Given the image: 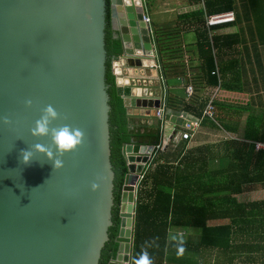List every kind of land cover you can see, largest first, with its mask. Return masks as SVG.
<instances>
[{"label": "water", "instance_id": "obj_1", "mask_svg": "<svg viewBox=\"0 0 264 264\" xmlns=\"http://www.w3.org/2000/svg\"><path fill=\"white\" fill-rule=\"evenodd\" d=\"M146 1L110 0L122 50L117 59L131 70L122 78L113 72L129 118H151L160 108L149 87L135 84L157 69L159 54L156 33L143 21ZM106 6V0H0V264H99L110 240L115 174ZM28 99L31 108H25ZM49 104L61 117L54 127L69 124L86 134L84 145L65 155L55 172L50 162L40 163L42 157L28 166L19 158L22 149L50 142L29 132ZM4 117L11 124H3ZM121 149L128 174L118 249L107 264H131L138 188L156 147L132 141ZM93 182L100 183L96 192Z\"/></svg>", "mask_w": 264, "mask_h": 264}, {"label": "trees", "instance_id": "obj_2", "mask_svg": "<svg viewBox=\"0 0 264 264\" xmlns=\"http://www.w3.org/2000/svg\"><path fill=\"white\" fill-rule=\"evenodd\" d=\"M203 3L208 17L232 11L237 13L232 12L235 16L233 22L213 28L240 26V30L235 34L215 36L213 43L210 42L205 30L197 31L196 56L201 61L199 71L204 78L202 80L198 76L199 84L217 88L221 82L222 87L226 89L240 91V86L236 85L238 83L225 85V79L234 70L237 72V78L242 75L241 73L247 75V64L250 65L252 76L256 75V70L257 74L262 75L258 53L253 55L256 57L255 63L252 62V53L248 48L245 54L247 60L240 61L235 58L224 64L223 56L226 55L225 50L232 51L237 45L247 43V38L253 46L256 45L254 50L264 45V0H242L241 14L237 9L238 0H203ZM106 5V81L109 88V132L111 165L115 174V206L113 226L109 230L110 240L102 252L99 264H107L116 256L118 249L115 238L120 229L119 206L128 174L121 147L132 141L143 145L150 138L151 142L160 146L163 138L162 127L159 124L153 126L154 133H149L148 128L142 133L140 128L134 127L132 122L134 118L127 116L122 100L116 95L114 62L121 56L122 50L112 28L110 0H106ZM157 42L160 55L163 57L168 53V59L163 65L165 78L167 80L187 78V69L175 60L179 57V54H175L177 50L170 46L165 47L163 40V46L159 40ZM240 67L244 72H240ZM234 80L237 81L236 78L232 81ZM181 104L182 102L173 99L168 107L180 110ZM185 110L191 111V108L185 106ZM248 126L244 137L253 144L228 139L217 146L205 145L190 150L186 149L188 143L185 142V147L177 148L170 145L166 151L160 149L157 151L138 188L132 259L146 242L155 240V244L148 249L154 264H202L194 263L195 261L189 259L188 253H202L209 249L218 250L221 254L222 258L218 264H228L224 257L232 251L231 239H237L235 234L240 232L242 237L260 235L259 239L245 241L248 253L244 262L264 264V198L247 204H242L237 199L244 191L253 188L264 191V150H256L254 145L256 142L264 143V110L256 116H251ZM213 127L218 129L214 124ZM226 218L231 219L229 225L208 226L209 220ZM190 227L201 229L199 243L178 241V237L173 238L170 235L172 229ZM181 244L185 249L184 254L177 255V248ZM202 261L207 264L205 259Z\"/></svg>", "mask_w": 264, "mask_h": 264}, {"label": "crops", "instance_id": "obj_3", "mask_svg": "<svg viewBox=\"0 0 264 264\" xmlns=\"http://www.w3.org/2000/svg\"><path fill=\"white\" fill-rule=\"evenodd\" d=\"M150 1L151 0L146 1L147 7L144 16L149 18L151 27L155 31V26L153 24L154 22L146 12L150 7ZM177 4L180 6L178 7V12H176L177 16L175 17V19H173V26H175V28L172 29L173 33H175V36L179 39V43L176 48L179 57L175 60L176 62L178 61L177 63H181L183 68L187 69V78L181 77L178 80H173L175 81V83H172V85L175 86L169 88V80L165 78L163 73V65H165L166 60H164L162 55H160L159 53L158 57H156L155 60L157 69L146 71L144 77L145 79H142L141 82L136 80L137 82H135V84H137L139 87L141 86L144 89L149 87L148 90L151 91L149 95H154L155 98L159 99L158 101L160 103L158 102V104L160 105V108H158L157 110L171 108L168 107L169 103L171 102V100L175 99L178 102H182V104L180 105L182 108L180 110L177 109L178 111L186 112L187 114L196 118H202V116L199 117L198 114L203 115V111L205 110L207 105L212 102L215 108V119L214 121L204 120L201 128L198 129L191 141H182L179 144L173 143L171 141L173 130L180 129V125H182V121H180L177 115L172 116L171 114V116L158 118L156 116L157 110L151 111V118H134V120L132 121L133 126L140 128L142 133H144L145 129L147 128L149 133H154L153 126L156 127L158 124L161 125L163 132L162 144L160 145L161 151H166L170 145L172 147L176 146L177 148L185 147V142L188 143L186 149L190 150L205 145L217 146L228 139L245 141L246 143L253 144L251 141L245 140L244 136L249 128L248 121L250 117L256 116L258 115V113H261V110H264V45H260L258 50H254L256 48V45L253 46L250 43L249 38H247V43L237 45L236 48L232 51L229 49L225 50L226 55L223 56L224 64L235 58H238L240 61L247 60L245 55L247 48L249 49V52L252 53L251 57L253 63L256 62V57L253 56L255 53H258L259 59L261 61L262 75L257 74L258 70H256V75L252 76V72H250V65L248 64L246 67L247 75L241 73L242 75L239 78H237L238 76L235 70L231 72L229 71L230 73L225 79V85L227 83L232 85L238 83L236 85L240 86V91H231L229 89H226L222 87L221 82L219 83L220 85L217 88L207 87L206 85L199 84L200 78L202 80H204V78L199 71L201 61L196 56V53L198 52V46L196 45L198 42L197 31L205 30L210 42L213 43V38L215 36L235 34L240 30V26L209 28L207 26L208 15H206L205 13L206 9H204L203 0H179V2L177 0ZM242 6V0H238L237 9L239 14H241ZM166 8L167 6H165V9ZM173 11H175V9H173ZM157 25H159L158 29H161L162 24L159 22ZM113 72L117 77L122 78L123 76L127 75V73H131V70L125 68L124 60L117 59V61L114 62ZM240 72H244V70H242V67H240ZM215 75L216 74H213V76ZM134 76L137 77V75ZM198 76H200V78ZM217 76H219V73L217 74ZM235 78L237 81L234 80L233 82L232 80ZM190 85H192L195 89V99L192 105L187 103L186 96V87ZM185 106L190 107L191 111L185 110ZM202 107L203 109L201 110L200 108ZM175 121L179 123L178 126ZM213 124L216 125L218 129L214 128ZM221 135L223 136L220 141L215 140L217 136L220 137ZM150 140H152V138L148 139L146 144L143 145H154L156 147L154 155L152 157L153 161L157 151L159 150V147ZM261 144L264 145V143ZM186 149H184V151ZM245 192L247 191H244L243 193ZM230 223V218L209 220L208 226L229 225ZM193 230H196L197 232L194 233ZM233 231L234 233H236L235 230ZM256 232L257 231L255 230V233ZM201 233V229L194 227L175 228L170 231L171 237H178V241L192 244L199 243ZM235 235L237 239H231L230 248L232 251L227 254V256L225 255V262L228 260V264H246L244 261L247 257L248 251H246L247 249H245V241H247V239H259L260 235H250L249 237L248 235H246V237H242L240 232ZM221 258L222 256L219 251L214 249H209L206 252L199 253V256L197 257L198 261L202 264H206L204 261H202L203 259L207 261V264H218V261H220Z\"/></svg>", "mask_w": 264, "mask_h": 264}, {"label": "clouds", "instance_id": "obj_4", "mask_svg": "<svg viewBox=\"0 0 264 264\" xmlns=\"http://www.w3.org/2000/svg\"><path fill=\"white\" fill-rule=\"evenodd\" d=\"M25 108L32 107V100H25ZM60 113L51 105L45 106L32 128L29 130L31 137L43 139L48 138L49 143H35L27 149H22L19 153L20 163L24 166L30 165L37 157H42L40 163L50 162L53 172L59 171L64 167L63 157L75 153L82 147L86 140L85 131L79 127H73L69 124L54 127L53 122L58 120ZM3 124L9 125L11 121L4 117ZM100 188V183L93 182L90 185L92 192ZM155 244V240L148 241L141 248V251L135 256L131 264H154V260L149 254L148 249ZM185 249L182 244L177 248V255H183Z\"/></svg>", "mask_w": 264, "mask_h": 264}, {"label": "built area", "instance_id": "obj_5", "mask_svg": "<svg viewBox=\"0 0 264 264\" xmlns=\"http://www.w3.org/2000/svg\"><path fill=\"white\" fill-rule=\"evenodd\" d=\"M235 20L234 13L227 12V13H220L215 14L207 18V26L209 28H213L220 25H225L231 23ZM143 21L145 23H150L148 17L143 16ZM186 96H187V103L193 104L195 99V89L192 85L186 87ZM172 116L177 115V117L182 121V125H180V129L173 130L171 141L173 143L179 144L182 141H191L194 138L195 133L198 129L201 128L202 123L204 120L214 121L215 119V108L213 103L207 105L205 110L203 111L202 118H196L187 114L186 112H180L175 109H161L157 110V117L163 118L164 116ZM177 126L179 125L178 122ZM159 149L161 146H158ZM255 149L260 150L264 149V145L261 143H255Z\"/></svg>", "mask_w": 264, "mask_h": 264}, {"label": "rangeland", "instance_id": "obj_6", "mask_svg": "<svg viewBox=\"0 0 264 264\" xmlns=\"http://www.w3.org/2000/svg\"><path fill=\"white\" fill-rule=\"evenodd\" d=\"M179 2V0H178ZM169 3V4H167ZM162 4V6H161ZM149 9L146 11L147 15L153 20V24L155 26V33L156 36L159 40V43L163 46L162 40L165 42V47L170 46L171 48L175 49L178 46L179 39L178 37L175 36V33H173L172 29L175 28L173 26V19L177 16L178 12V7L180 5L177 4V0H151L149 4ZM165 6L167 8L165 9ZM175 9V11H173ZM161 23V29L159 28L158 23ZM162 34V35H161ZM171 34H173L171 36ZM177 54V52H175ZM168 53L166 55H163V59L166 60L168 59ZM169 88H172L175 85H172V83H175L173 80H169ZM221 135L220 137H216L215 140H221L222 139ZM148 170V169H147ZM264 198V191L259 189V188H253L251 191H247L243 193L241 196H238V201L243 204H247V202L254 201V200H259ZM194 233H196V230H193ZM189 259L195 261L194 263L199 262L197 257L199 256V253L195 252H189L188 253ZM182 264V263H179Z\"/></svg>", "mask_w": 264, "mask_h": 264}, {"label": "flooded vegetation", "instance_id": "obj_7", "mask_svg": "<svg viewBox=\"0 0 264 264\" xmlns=\"http://www.w3.org/2000/svg\"><path fill=\"white\" fill-rule=\"evenodd\" d=\"M110 12H111V4H110ZM112 18V17H111ZM111 20H113V19H111ZM112 22V21H111ZM116 239V238H115ZM108 263V262H107Z\"/></svg>", "mask_w": 264, "mask_h": 264}]
</instances>
